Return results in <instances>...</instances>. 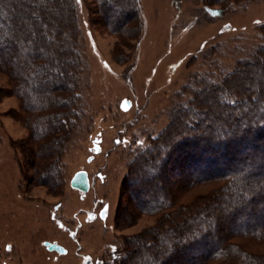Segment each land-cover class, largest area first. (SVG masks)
I'll use <instances>...</instances> for the list:
<instances>
[{"label":"trees","instance_id":"obj_1","mask_svg":"<svg viewBox=\"0 0 264 264\" xmlns=\"http://www.w3.org/2000/svg\"><path fill=\"white\" fill-rule=\"evenodd\" d=\"M232 1L202 3L223 9ZM95 3L94 20L116 37L114 59L127 62L143 28L140 0ZM78 22L76 0H0V72L21 101L29 136L16 147L32 183H59L55 164L43 161L59 153L54 132L79 114ZM200 83L194 108L182 110L194 117L173 111L168 127L137 149L122 185L137 206L122 200L118 220L135 223L143 213L155 221L126 241L121 264H264V42Z\"/></svg>","mask_w":264,"mask_h":264},{"label":"rangeland","instance_id":"obj_2","mask_svg":"<svg viewBox=\"0 0 264 264\" xmlns=\"http://www.w3.org/2000/svg\"><path fill=\"white\" fill-rule=\"evenodd\" d=\"M202 1L140 0L139 43L122 63L113 55L116 37L90 13L88 5L94 7L95 0H76L82 70L72 104L79 114L53 133L61 134L59 153L43 161L51 168L55 164V186L30 182L33 169L20 163L16 140L28 137L29 130L16 90L0 72V264L4 259L33 264L32 252L47 264L42 240L48 238L69 248L56 264L103 256L121 264L126 241L154 224L155 216L143 213L135 223L118 220L122 200L137 206L133 198L122 197L135 154L168 127L173 111L194 108L192 98L203 88L202 79L215 82L238 59L249 57L254 44L264 42V0H233L223 9L207 8ZM124 98L131 102L127 110L120 107ZM193 112L184 114L191 120ZM96 138L99 153L93 149ZM79 170L91 180L85 196L70 184ZM104 203L109 212L101 220ZM92 211L97 214L93 220L88 218ZM9 242L13 250L6 252ZM109 250L119 251V260L108 256Z\"/></svg>","mask_w":264,"mask_h":264},{"label":"flooded vegetation","instance_id":"obj_3","mask_svg":"<svg viewBox=\"0 0 264 264\" xmlns=\"http://www.w3.org/2000/svg\"><path fill=\"white\" fill-rule=\"evenodd\" d=\"M88 176H89V174H88ZM89 179H90V176H89ZM90 187H91V180H90ZM89 190H90V188H89ZM78 192H80V191H78ZM87 192L86 193L80 192V193L83 196H85L87 194ZM108 212H109V204L108 203H104L102 208L98 212V217L101 220H105L107 218V216H108ZM96 217H97V214L95 212H93V211L89 212V214H88V218L89 219L93 220ZM49 218L51 220L50 222H52V219H55V212L52 213V210L50 211ZM52 243H56V244L62 246V248H64L65 251L61 252V251H59L57 249H52V247H50ZM42 246L44 247V250L48 253V255H47L48 256L47 257V264H56V262H57L56 257L57 256L66 255V254L69 253V248L68 247H65L62 243H59V242H57L54 239L52 240V238L43 239L42 240ZM11 250H13V244L11 242L6 243L5 244V251L6 252H10ZM119 254H120L119 251H117V253H115V251L113 253L110 250L108 251V256H111L114 259L119 257ZM32 256H33V264H40L38 254H36L35 252H32ZM52 260H53V263H52ZM3 264H11V262L8 259H4L3 260ZM78 264H110V263H109V260L106 259L105 256H103L101 258H95V259H92V258L81 259Z\"/></svg>","mask_w":264,"mask_h":264},{"label":"water","instance_id":"obj_4","mask_svg":"<svg viewBox=\"0 0 264 264\" xmlns=\"http://www.w3.org/2000/svg\"><path fill=\"white\" fill-rule=\"evenodd\" d=\"M130 106H131V102L128 99L124 98L121 101L120 107L123 110L129 109ZM99 142L100 141H99L98 138H96L94 140L93 149H94V152L95 153H99L101 151V145H100ZM92 157H93V155L90 156L88 158V160H91ZM70 184H71V187L73 189L78 190V191H80L82 193H86L89 190V188H90V179H89V176H88V172L86 170H79V171H77L72 176V178L70 180ZM50 247H52V249H57V250H59L61 252H64L65 251V249L62 248V246H60V245H58L56 243H52Z\"/></svg>","mask_w":264,"mask_h":264},{"label":"snow or ice","instance_id":"obj_5","mask_svg":"<svg viewBox=\"0 0 264 264\" xmlns=\"http://www.w3.org/2000/svg\"><path fill=\"white\" fill-rule=\"evenodd\" d=\"M232 102H234V101H232Z\"/></svg>","mask_w":264,"mask_h":264}]
</instances>
